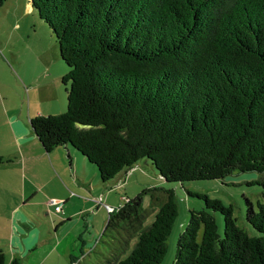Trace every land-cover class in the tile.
Returning <instances> with one entry per match:
<instances>
[{
  "label": "trees",
  "instance_id": "1",
  "mask_svg": "<svg viewBox=\"0 0 264 264\" xmlns=\"http://www.w3.org/2000/svg\"><path fill=\"white\" fill-rule=\"evenodd\" d=\"M30 3L67 67L65 110L29 119L45 151L72 147L103 183L140 160L165 182L264 172V0ZM256 183L261 199H246L245 219L258 234L231 205L196 194L222 214V232L190 209L172 264H264V176ZM176 216L172 187L142 188L107 211L96 244L69 264H159ZM16 263L0 249V264Z\"/></svg>",
  "mask_w": 264,
  "mask_h": 264
},
{
  "label": "crops",
  "instance_id": "2",
  "mask_svg": "<svg viewBox=\"0 0 264 264\" xmlns=\"http://www.w3.org/2000/svg\"><path fill=\"white\" fill-rule=\"evenodd\" d=\"M7 72L24 93L19 70L10 65ZM45 72L36 75L47 83L27 81L37 99L0 91V249L16 264H69L71 257L87 254L84 250L94 245L107 219L101 202L112 203L107 185L124 180L127 186L138 164L103 183L96 167L72 147L45 151L29 119L65 110V93L58 87L64 72ZM50 198L58 199L60 210H54Z\"/></svg>",
  "mask_w": 264,
  "mask_h": 264
},
{
  "label": "rangeland",
  "instance_id": "3",
  "mask_svg": "<svg viewBox=\"0 0 264 264\" xmlns=\"http://www.w3.org/2000/svg\"><path fill=\"white\" fill-rule=\"evenodd\" d=\"M10 65L19 70L22 89L30 99L38 96L35 88L33 91L32 89L29 90L28 80H31L32 83L35 82L36 85H42L47 83L48 79H45L43 75L36 74L48 75V72L45 71L57 73L59 71L65 72L67 69L66 63L59 55L58 42L53 31L38 15L37 9L30 3V0H4L0 5V91L13 90L17 96L21 97L22 94L24 95V93L21 94V86L16 85L7 72V66ZM22 68L27 70L25 74H23ZM58 85L64 93L63 84L59 81ZM146 162L147 164L144 160L138 162L137 170L127 186L123 185L124 180L121 183L117 181V183L107 185V192L111 191L109 202L112 203L105 204L103 201L101 202V197L98 200L105 209H108V207H117L136 196L142 188L156 186L172 187L174 189L177 216L166 239L165 255L159 264H172L176 241L179 233L189 220L190 209L207 210L214 216L219 233L222 232V214L219 211L205 208L203 200L196 194H206L209 198L220 200L224 205H231L232 215L235 217L236 223L249 234H258L247 223L245 209L247 207L246 199L252 203L254 208H256V202L261 199L262 187L256 182L264 176V172L235 169L224 177L217 179L165 182L153 173V166L150 165V161L146 160ZM122 188H125V190ZM142 205L149 210L150 196L148 193L142 195ZM149 212L151 213V211ZM105 214L106 212H104V216ZM148 216L147 223L152 218L151 215ZM103 227L97 234L95 241L91 243L92 245L96 244ZM3 235L4 226L0 222V237ZM199 237L200 232L197 239ZM90 249L84 251L87 252ZM78 254L77 251L76 255Z\"/></svg>",
  "mask_w": 264,
  "mask_h": 264
},
{
  "label": "built area",
  "instance_id": "4",
  "mask_svg": "<svg viewBox=\"0 0 264 264\" xmlns=\"http://www.w3.org/2000/svg\"><path fill=\"white\" fill-rule=\"evenodd\" d=\"M49 203L54 204V210H60L61 209V207L58 203V200H56L55 198H50ZM112 209H113L112 207H108L107 211H110Z\"/></svg>",
  "mask_w": 264,
  "mask_h": 264
}]
</instances>
